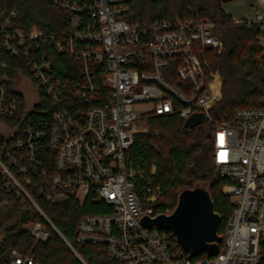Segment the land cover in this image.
Segmentation results:
<instances>
[{
    "label": "built area",
    "instance_id": "2783aa9c",
    "mask_svg": "<svg viewBox=\"0 0 264 264\" xmlns=\"http://www.w3.org/2000/svg\"><path fill=\"white\" fill-rule=\"evenodd\" d=\"M49 1L67 16L54 50L73 60L78 75L75 80H52L47 51L41 52L39 62L31 57L39 36L24 35L12 28L9 18L1 19L0 47L29 72L0 77V116L23 115L14 127L0 120V136L8 140L17 134L4 151L6 161L0 158L7 185L56 229L11 169L18 166L11 150L25 148L32 160L45 138L55 168L43 194L46 201L72 196L83 202L89 197L109 207L80 217L77 243L105 244L108 254L122 264H258L264 240V96L256 106L236 108L229 119L215 118L211 109L221 97V77L207 70L205 53L222 51L221 26L245 23L254 30L264 70V0H256L261 10L252 18L176 17L149 24L126 18L128 0ZM18 80L36 99L20 91ZM9 82L14 94L8 91ZM42 92L50 98L51 116L34 126L24 116L42 100ZM195 113L212 124V162L216 175L227 180L221 191L233 209L223 224L218 253L190 259L171 231L141 224L143 215L170 210L157 204L161 189L154 182L155 165L127 163L126 152L135 134L148 130L150 117L176 114L186 120ZM28 228L35 244L49 237L40 221ZM5 264L38 263L32 255L11 249Z\"/></svg>",
    "mask_w": 264,
    "mask_h": 264
},
{
    "label": "trees",
    "instance_id": "16d2710c",
    "mask_svg": "<svg viewBox=\"0 0 264 264\" xmlns=\"http://www.w3.org/2000/svg\"><path fill=\"white\" fill-rule=\"evenodd\" d=\"M128 4L130 9L126 18L131 22L149 24L155 19L172 20L176 17L232 19L221 8L220 0L210 7L204 0H128ZM3 17L9 18L12 28L18 32L39 36V47L33 49L31 57L39 62L41 52L47 51L52 61V80L77 79L73 60L54 50V39L60 38L67 27L66 12L49 0H0V22ZM219 34L223 42L222 51L219 54L205 53L207 70L217 71L221 76V97L211 113L215 118L229 119L236 108L256 106L264 96V70L252 27L245 23H229L219 28ZM19 70L29 74L18 57L0 47V77L13 78ZM8 91L15 93L11 82L8 83ZM42 94V100L24 116V120L32 121L34 126L40 121L50 120L51 113L47 109L50 98ZM22 118L23 115L17 112L12 116H0V120L11 127L20 125ZM184 122L176 114L150 117L148 130L135 134L126 152V162L140 167L155 165L153 178L161 189L158 205L170 210L182 189L192 188L197 183L204 185L214 211L221 218L218 233L222 234L223 224L229 218L233 205L221 191L227 180L213 175L212 124L204 120L195 126H186ZM16 136L8 140L0 136V158L4 161V151ZM10 154L18 161V166L11 168L16 179L56 229L29 200L16 192L13 185H7L0 171V264L6 263L11 249L32 255L38 264H122L108 254L105 244L75 241L80 217L107 212L109 207L106 204L94 202L89 197L80 202L72 196L58 202L46 201L43 194L55 174V168L54 154L45 138L40 140L32 160L26 158L25 148L11 150ZM21 169L24 173L20 172ZM25 179H29V183H25ZM35 221L42 222L49 233L46 240L36 244L28 228ZM204 256L202 253L194 259ZM258 264H264V240L260 242Z\"/></svg>",
    "mask_w": 264,
    "mask_h": 264
},
{
    "label": "water",
    "instance_id": "95a60500",
    "mask_svg": "<svg viewBox=\"0 0 264 264\" xmlns=\"http://www.w3.org/2000/svg\"><path fill=\"white\" fill-rule=\"evenodd\" d=\"M202 120L203 114L195 113L184 124L195 126ZM140 222L146 228L154 226L171 231L190 259L202 253L206 256L216 255L223 239L222 234L218 233L221 218L213 209L209 191L199 183L177 194L176 204L169 214L143 215Z\"/></svg>",
    "mask_w": 264,
    "mask_h": 264
},
{
    "label": "rangeland",
    "instance_id": "374dc122",
    "mask_svg": "<svg viewBox=\"0 0 264 264\" xmlns=\"http://www.w3.org/2000/svg\"><path fill=\"white\" fill-rule=\"evenodd\" d=\"M217 0H204L208 7L212 6ZM256 0H220V6L224 12L228 13L232 18H252L254 14L260 12V8L256 7ZM206 57V55H205ZM207 59V58H206ZM208 62V60H207ZM220 76V74L218 73ZM221 77V76H220ZM21 81V80H20ZM19 80L17 84H20L19 89L20 91L27 96L30 100L36 99V96H32L30 90L25 85L21 84ZM32 101V100H31ZM30 107V105H29ZM213 175H216V170L214 168ZM161 200V196L157 202L159 204ZM170 210V208H169ZM173 210V209H172ZM170 210V212L172 211Z\"/></svg>",
    "mask_w": 264,
    "mask_h": 264
}]
</instances>
